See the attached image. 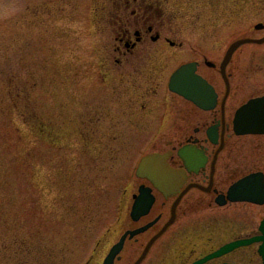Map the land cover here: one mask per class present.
Listing matches in <instances>:
<instances>
[{
    "label": "rangeland",
    "instance_id": "1",
    "mask_svg": "<svg viewBox=\"0 0 264 264\" xmlns=\"http://www.w3.org/2000/svg\"><path fill=\"white\" fill-rule=\"evenodd\" d=\"M103 4L0 0V264H103L136 225L131 74L119 73L126 66L107 72L112 36L99 29ZM167 5L174 26L207 29L216 41L264 35L255 28L264 23V0ZM261 151L249 158L264 159ZM145 237L128 240L116 264H134ZM159 246L141 264H155Z\"/></svg>",
    "mask_w": 264,
    "mask_h": 264
},
{
    "label": "flooded vegetation",
    "instance_id": "2",
    "mask_svg": "<svg viewBox=\"0 0 264 264\" xmlns=\"http://www.w3.org/2000/svg\"><path fill=\"white\" fill-rule=\"evenodd\" d=\"M102 1L99 29L112 36L105 44L107 72L126 66L119 73L131 74V207L142 186L154 196L149 213L138 220L129 214L131 230L152 224L131 241L145 234L148 243L160 234L147 254L160 244L155 264H193L226 243L259 235L264 204L229 195L248 176L264 180V159L249 158L264 152V133L239 132L264 130V100L244 108L264 97V43L243 44L226 61L231 41L174 26L170 0ZM187 64L212 90L186 87L201 102L170 88L172 75ZM137 146L150 150L138 157ZM151 153L161 154L159 171L141 174L140 162ZM257 214L263 215L258 224ZM259 245L205 264H253L261 259Z\"/></svg>",
    "mask_w": 264,
    "mask_h": 264
},
{
    "label": "water",
    "instance_id": "3",
    "mask_svg": "<svg viewBox=\"0 0 264 264\" xmlns=\"http://www.w3.org/2000/svg\"><path fill=\"white\" fill-rule=\"evenodd\" d=\"M262 26H263V24L257 25L258 28H260ZM263 41H264V38L259 39V40L249 39V38L238 40L235 43H233V45L229 51V54H232V52L238 46H240L246 42H259L260 43ZM194 70L195 69L192 66V64L183 66L172 77L170 86H171L172 90L183 93L186 96L192 98L193 100H195L197 102H201V99L192 95L191 90H194V89L193 88L187 89L186 87L190 83L192 85H194V83H197L198 86L199 85L201 86V87H199L200 89L198 88L199 91H205V92H208L209 94H211L212 90L205 84V81L200 76L195 74ZM262 99H264V98L254 99V100L250 101V103L247 104L244 108L246 110H249V108H251V107H256V105L259 102H261ZM243 132H246V131H243ZM160 157L161 156L159 154H152V155L145 157L141 163L140 171H143L144 169L148 170V169H150V166L153 167V166L157 165L158 161L160 160ZM259 175H260V177H259ZM229 196L233 200L241 199V200H246V201H251V202L263 204L264 203V180H263L262 175L261 174H254V175L248 176L245 179L239 181L232 188ZM153 201H154V197L150 193V190L142 188L140 195L136 197V201L134 203V207H133V211H132L133 218L138 219V218H140V216L147 214L149 212L152 204H153ZM148 227L149 226H145V227L133 230V231H131V230L126 231L123 234V236L120 238V240L115 245L112 246V248L110 249V251H109L107 257L105 258L103 264H115V260H116L117 256L121 253V251L123 250L128 236L131 237V236H134L136 234H139V233L145 231ZM260 230H261V235H258V236H255V237L249 238V239H242V240L230 242V243L222 246L221 248H219L215 252L207 255L206 257H204L198 261H196L193 264H204L205 262H207L213 258L220 257V256L240 247V246L249 245V244L254 243V242H262L260 245V248H259V252L263 258V263H264V220L261 223ZM158 236H156L147 245L145 251L143 252L141 257L136 261L135 264H140L143 261V259L147 255L151 245L157 239ZM226 264H228V263H226Z\"/></svg>",
    "mask_w": 264,
    "mask_h": 264
}]
</instances>
